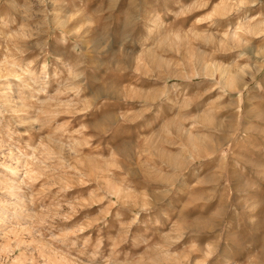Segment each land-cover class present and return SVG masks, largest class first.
I'll return each instance as SVG.
<instances>
[{
	"label": "rangeland",
	"instance_id": "374dc122",
	"mask_svg": "<svg viewBox=\"0 0 264 264\" xmlns=\"http://www.w3.org/2000/svg\"><path fill=\"white\" fill-rule=\"evenodd\" d=\"M0 264H264V0H0Z\"/></svg>",
	"mask_w": 264,
	"mask_h": 264
}]
</instances>
